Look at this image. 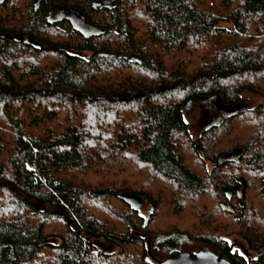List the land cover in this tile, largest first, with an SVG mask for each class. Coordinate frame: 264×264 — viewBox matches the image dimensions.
Instances as JSON below:
<instances>
[{
    "label": "trees",
    "instance_id": "16d2710c",
    "mask_svg": "<svg viewBox=\"0 0 264 264\" xmlns=\"http://www.w3.org/2000/svg\"><path fill=\"white\" fill-rule=\"evenodd\" d=\"M244 92L264 96V0H0V264H159L189 241L264 264V103L196 138L184 116Z\"/></svg>",
    "mask_w": 264,
    "mask_h": 264
},
{
    "label": "rangeland",
    "instance_id": "374dc122",
    "mask_svg": "<svg viewBox=\"0 0 264 264\" xmlns=\"http://www.w3.org/2000/svg\"><path fill=\"white\" fill-rule=\"evenodd\" d=\"M64 14H68L65 9L55 8L51 13V17H58ZM219 25L227 27L231 25V22L221 21L219 22ZM82 53L87 55L88 51H83ZM198 98V100L192 101L191 103L187 104L184 110V116L188 121L190 133L194 138L199 136L198 134L200 133L201 129L207 123L219 118L223 115V113L235 110L237 108L251 107L259 103H264V96L261 93L256 92H244L240 98V103L238 105L226 104L220 95H215V99H213L212 101H208V97ZM209 165H211V163H209ZM251 181V178H249V182ZM252 185L253 187H255L256 185L254 180ZM254 207L256 208V205ZM139 208L143 214L149 213L150 208L147 203L140 205ZM257 221L260 223H264V218H261L260 220L258 219ZM227 239L229 242L235 244L236 247L238 246V249L241 252L246 250V252L253 257V253L247 248L245 242L242 241L241 238H239L237 235L233 234L231 236H228ZM53 241H56V239H53ZM96 242L106 252H110L115 248V245L111 242H107L101 239H98ZM200 249H208L214 251L212 247H209L205 243L199 241H189L183 244L181 248V250H187L190 253L196 252ZM216 253L219 254L218 252ZM155 256H157L158 259H163L167 257V254L164 250H159L157 251Z\"/></svg>",
    "mask_w": 264,
    "mask_h": 264
},
{
    "label": "water",
    "instance_id": "95a60500",
    "mask_svg": "<svg viewBox=\"0 0 264 264\" xmlns=\"http://www.w3.org/2000/svg\"><path fill=\"white\" fill-rule=\"evenodd\" d=\"M105 5L112 6L114 0H102ZM100 1H96L94 6L99 4ZM78 21L76 22L73 19V23L77 29L82 31L86 36H89L91 33L97 32V28L91 24L85 22L84 18L80 15H77ZM239 149L235 148L232 151L219 155L216 162L221 163L226 160H234L238 158ZM120 197L125 201L129 202L132 205L139 204L143 201V198L128 192L120 193ZM155 261L159 264H232L227 258L223 257L220 254L212 250L200 249L195 253H190L187 250H181L175 255L167 256L163 259L154 258Z\"/></svg>",
    "mask_w": 264,
    "mask_h": 264
},
{
    "label": "flooded vegetation",
    "instance_id": "af4514ba",
    "mask_svg": "<svg viewBox=\"0 0 264 264\" xmlns=\"http://www.w3.org/2000/svg\"><path fill=\"white\" fill-rule=\"evenodd\" d=\"M63 9H65V11H67L68 12V14H64V15H66V16H70V18L73 20H75V18H76V22L78 21V18H77V15H75L74 13L75 12H72L70 9H68V8H63ZM145 202L144 201H142L141 203H139L138 204V207H140V205H142V204H144ZM137 205V204H136Z\"/></svg>",
    "mask_w": 264,
    "mask_h": 264
}]
</instances>
